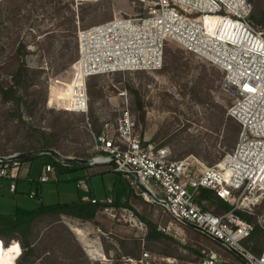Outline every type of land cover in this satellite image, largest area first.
<instances>
[{
    "label": "rangeland",
    "instance_id": "374dc122",
    "mask_svg": "<svg viewBox=\"0 0 264 264\" xmlns=\"http://www.w3.org/2000/svg\"><path fill=\"white\" fill-rule=\"evenodd\" d=\"M155 2L0 0V85H13L22 62L30 69L22 85L19 114L13 102L3 101L0 91V154L32 152L47 140L54 147L52 151L64 157L81 156L91 161L99 155L98 135L107 125L112 134L128 105L136 134L147 145L168 148L174 160L196 159L200 171L222 162L234 149L241 132L239 124L227 117L235 91L224 87V77L218 69L186 53L175 42L167 45L162 71L94 77L88 81V116L68 112L72 86L60 82L68 83V72L78 56V32L114 19L146 16ZM249 2L254 16L264 20V0ZM261 30L264 37V27ZM48 163L46 156L24 160L21 178L25 180L30 171L32 180L37 181ZM95 169L81 168L58 175L59 182L43 185L35 199L29 198L20 178L18 195L15 199L0 198V210L14 214L17 208L32 211L41 204L71 203L62 191H78L77 180L84 177V171L90 176L84 180L94 185L98 199H128L130 185L126 179L113 172L96 176ZM132 198V202L124 204H129L127 210L146 225V232L132 227L122 215L113 217L104 210L91 222L67 217L57 223L46 220L37 226L36 253L41 260L36 264H124L145 253L151 255L150 264H204L213 256L222 264H244L218 243L175 224L161 206L147 202L140 191L133 189ZM250 201L251 210L241 213L260 229L253 244L262 251L264 190L254 192ZM203 208L217 215L224 213L212 202ZM147 223L156 226L163 238L149 240ZM22 253L18 242L5 247L0 240V264H17Z\"/></svg>",
    "mask_w": 264,
    "mask_h": 264
},
{
    "label": "built area",
    "instance_id": "2783aa9c",
    "mask_svg": "<svg viewBox=\"0 0 264 264\" xmlns=\"http://www.w3.org/2000/svg\"><path fill=\"white\" fill-rule=\"evenodd\" d=\"M252 10L249 0H156L146 16L114 19L80 30L78 56L68 72V83L60 84L72 86L68 112L88 116L90 79L160 72L170 42L218 69L224 87L235 91L227 117L241 129L237 144L222 162L200 171L196 159L174 160L168 148L147 145L136 134L126 105L112 134L107 125L96 139L99 156L93 160H108L89 165L111 167L147 202L161 206L175 224L196 227L207 238L243 256L244 264H264V248L259 254L253 251L255 227L238 214L250 211V196L264 190V37L250 23ZM21 155L0 156V181L9 183L11 194L17 192L24 161ZM56 176L55 168L47 164L39 183L53 182ZM200 190L214 193L232 209L220 215L205 210L197 201ZM29 197L37 198V191ZM114 203L107 200L104 211L113 217L122 215L132 227L147 231L131 211ZM150 260L151 255L145 253L124 264H150ZM204 264L222 263L213 256Z\"/></svg>",
    "mask_w": 264,
    "mask_h": 264
},
{
    "label": "trees",
    "instance_id": "16d2710c",
    "mask_svg": "<svg viewBox=\"0 0 264 264\" xmlns=\"http://www.w3.org/2000/svg\"><path fill=\"white\" fill-rule=\"evenodd\" d=\"M250 23L254 26V28L257 31L263 34L261 30L264 27L263 19L256 18L252 13L250 17ZM20 51L21 50L19 49V53ZM29 73H30V69L24 62H22L13 78V85L8 88L0 85V91L3 101L6 103L13 102V104L15 105L16 112L18 114L20 112V105L23 101V98L21 96L22 85ZM89 112H90V106H89ZM53 148L54 147H52V145L49 144L47 140H44V146H42L41 148L35 151L27 152L25 154L28 153L41 154L50 151ZM0 156H5V155L0 154ZM46 157L49 158L48 164L52 165L55 168L57 175L70 174L72 172L78 171L81 168L82 169L86 168L78 165H72V167L66 168L58 164L52 156H46ZM76 157L83 158L81 156H76ZM6 189H8V192L6 191ZM0 193L2 194V196H11V193L9 192V183L4 184V186L1 188ZM130 195L131 196L133 195V189L131 187H130ZM92 200L93 199H90L88 201L79 200L77 202L70 204L59 203L53 206L41 205L38 209L33 211L18 209L14 215L0 216V240L3 242L5 247H8L13 242L19 243L23 253L21 257L17 260L16 262L17 264H36L39 260H41V257L36 253L38 251L37 247L39 244V232L37 230V226H39V224L43 223L46 220H51L57 223L63 217L76 219L83 222H91L97 217V215L101 210H104L107 207L105 203L96 202L95 204H93ZM197 201L202 208L204 204L212 202L220 206V209L223 210L224 213L232 209V207L229 204L219 200L214 193L207 190L199 191V194L197 196ZM114 206L123 209L130 208L129 204H122L121 202H115ZM238 214L242 219L246 220L247 217L246 215L242 214L241 212H239ZM147 224H148L149 240L163 238L164 235L158 233L156 226H154L152 223H147ZM259 231L260 229L255 227V230L252 235V241H254V238L256 237ZM199 234L207 238L205 235L201 233ZM253 251L257 254L261 252V249L258 246V244H256ZM85 263H88V261H85Z\"/></svg>",
    "mask_w": 264,
    "mask_h": 264
},
{
    "label": "crops",
    "instance_id": "0c3cea01",
    "mask_svg": "<svg viewBox=\"0 0 264 264\" xmlns=\"http://www.w3.org/2000/svg\"><path fill=\"white\" fill-rule=\"evenodd\" d=\"M99 156V155H98ZM97 157V156H96ZM80 159H82V158H80ZM92 161V162H91ZM91 161H87L89 164H95V163H101V161H102V159H96V160H93V159H91ZM78 165V164H77ZM78 166H82V165H78ZM23 167V166H22ZM82 167H86L88 170H93V169H95L96 171V176L97 175H100V176H105L107 173H112L113 171H112V169H111V167H109V166H94V167H87V166H82ZM102 169V168H110V170L108 169V170H106V171H102V170H97V169ZM22 169V168H21ZM107 172V173H106ZM114 173V172H113ZM84 177H80L77 181V187L79 188V190L78 191H74V190H70V189H64L62 192H64V194L66 195V199H68L69 201H72L71 203H74V202H77V201H79V200H83V201H88V200H90V199H93V200H95V201H97L98 203H105L107 200H115V201H119V202H121V203H127V202H132L131 200H133V198H132V196L130 195V192H129V194H128V199H126V197H123V198H117V199H115L114 197H107L106 199V201H104V200H100V199H98L99 197L96 195V192H95V188H94V185L91 183V184H89V182H88V180H84V179H88V177H90V176H88V174H86V171H84ZM30 175H31V172L29 171L28 172V176H27V178L25 179V180H23L22 178H21V174H20V177H19V181H18V183H17V192L15 193V194H11V196H2V194L0 193V198H11V199H15L16 198V196L18 195V193H19V182H20V178H21V181H24L25 182V186H27V191H26V193L27 192H29V194L32 192V191H37V193H38V196H40V194H41V191H42V186L43 185H45V184H40L39 183V179H37V181L36 180H32V178L30 177ZM41 176V175H40ZM108 176V175H107ZM40 178V177H39ZM103 178V177H102ZM107 178V177H106ZM59 182V177H58V175H57V178H55V181H53V182H50V183H46V184H51V183H55V182H57V181ZM102 180H104V179H102ZM4 184H6L5 182H3V181H0V191H1V188L4 186ZM89 185H91V188L89 187ZM69 186H72V185H69ZM68 188V187H67ZM103 188L105 189V190H107V186L105 185V183H103ZM114 188H115V186H114ZM80 189H81V191H80ZM6 191L8 192V189H6ZM113 192H114V190H113ZM87 194H88V196L89 197H87ZM29 196V195H28ZM42 196V195H41ZM30 198V197H29ZM88 198V199H87ZM90 198V199H89ZM75 199H78V200H75ZM114 201V202H115ZM70 204L69 202H58V203H56V204ZM56 204H53V205H56ZM2 204H0V206H1ZM41 205H44V204H41ZM53 205H48V206H53ZM18 209H21V208H17V210ZM38 209V208H37ZM17 210H16V212H17ZM22 210H25V209H22ZM36 210V209H35ZM27 211H30V210H27ZM33 211V210H32ZM15 212V213H16ZM14 213V214H15ZM14 214H5L4 212H2L1 210H0V216H10V215H14Z\"/></svg>",
    "mask_w": 264,
    "mask_h": 264
},
{
    "label": "water",
    "instance_id": "95a60500",
    "mask_svg": "<svg viewBox=\"0 0 264 264\" xmlns=\"http://www.w3.org/2000/svg\"><path fill=\"white\" fill-rule=\"evenodd\" d=\"M44 154L49 155L54 157L56 160L62 161L64 163L67 164H71V165H82V166H87L90 167L89 163L86 161V159H80V158H72V157H64L62 155H60L59 153L55 152V151H47ZM40 154L39 153H28V154H22L20 156L21 160H27V159H31V158H35V157H39ZM149 198L151 200H154V198L149 194ZM187 227L195 230L198 233H202L201 230L197 229L196 227L192 226V225H187ZM216 243H218L219 245H221L223 248H225L227 251L231 252L232 254H234L236 257H238L243 263L245 262V259L243 256H241L240 254L236 253L235 251L229 249L225 244L215 241Z\"/></svg>",
    "mask_w": 264,
    "mask_h": 264
},
{
    "label": "bare ground",
    "instance_id": "6f19581e",
    "mask_svg": "<svg viewBox=\"0 0 264 264\" xmlns=\"http://www.w3.org/2000/svg\"><path fill=\"white\" fill-rule=\"evenodd\" d=\"M140 1H142V0H140ZM107 160H108L107 158H104V159H102L101 163H105Z\"/></svg>",
    "mask_w": 264,
    "mask_h": 264
}]
</instances>
